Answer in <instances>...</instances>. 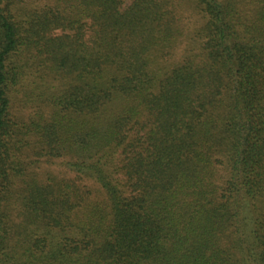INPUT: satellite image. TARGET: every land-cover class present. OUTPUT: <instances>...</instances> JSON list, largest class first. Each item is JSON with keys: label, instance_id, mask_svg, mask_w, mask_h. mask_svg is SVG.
Listing matches in <instances>:
<instances>
[{"label": "trees", "instance_id": "obj_1", "mask_svg": "<svg viewBox=\"0 0 264 264\" xmlns=\"http://www.w3.org/2000/svg\"><path fill=\"white\" fill-rule=\"evenodd\" d=\"M0 264H264V0H0Z\"/></svg>", "mask_w": 264, "mask_h": 264}, {"label": "rangeland", "instance_id": "obj_2", "mask_svg": "<svg viewBox=\"0 0 264 264\" xmlns=\"http://www.w3.org/2000/svg\"><path fill=\"white\" fill-rule=\"evenodd\" d=\"M24 1H32V0H24ZM34 1H36V0H34ZM192 21H194V19H192ZM188 24H189V22H188ZM48 166H49V165H48ZM49 168H50L51 170L55 171L56 174H59V173H61V171H62V167H60V166H58V165H50ZM63 171H65V170L63 169Z\"/></svg>", "mask_w": 264, "mask_h": 264}]
</instances>
